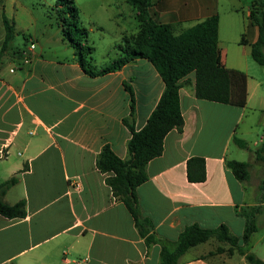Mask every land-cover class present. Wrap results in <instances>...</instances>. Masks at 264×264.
<instances>
[{"label": "crops", "instance_id": "obj_1", "mask_svg": "<svg viewBox=\"0 0 264 264\" xmlns=\"http://www.w3.org/2000/svg\"><path fill=\"white\" fill-rule=\"evenodd\" d=\"M152 4L154 18L171 24L177 35L219 17L218 64L246 74V105L200 100L194 75L181 81L183 131L166 136L162 155L148 163V180L137 188L141 213L152 225L142 236L96 163L107 145L119 158H128L132 135L124 120L137 131L146 125L165 90L162 78L147 60L89 76L63 36L60 42L58 35L47 39L30 30L24 33L13 20L17 35L22 32L25 38L22 50L32 42L36 50L28 64L4 61L0 66V184L17 178L3 200L10 205L25 201L27 212L22 219L0 215V264H161L163 244L175 243L192 225H224L241 243L245 214L264 207L259 202L262 184L255 185L253 196L251 180L238 181L227 167L234 138L249 148L247 140L259 136L253 143L256 150L264 139V70L252 62L251 46L259 39V28L250 20V1ZM4 17L0 14V51L6 36ZM113 60L99 65L93 57V64L103 68ZM125 85L134 96V117ZM194 157L205 159V182L188 181L187 165ZM262 217L263 209L256 220ZM148 236L154 238L150 243ZM219 247L229 246L211 239L191 248L179 264H249L237 252L216 253Z\"/></svg>", "mask_w": 264, "mask_h": 264}, {"label": "trees", "instance_id": "obj_2", "mask_svg": "<svg viewBox=\"0 0 264 264\" xmlns=\"http://www.w3.org/2000/svg\"><path fill=\"white\" fill-rule=\"evenodd\" d=\"M135 11L138 32L125 36L116 46L119 56L107 67L97 68L93 64L95 48L90 45L89 31L79 19V10L74 0H56V13L60 19L63 40L71 46L78 57L82 70L92 77L103 76L119 71L136 60H147L157 70L165 84V90L147 120L146 125L137 131L133 124L124 120L131 132L128 142V158H119L110 146H105L97 160V168L107 174V184L114 196L120 198L135 220L142 236H147L152 225L141 213L137 188L148 180L147 165L160 157L164 149V140L172 130L183 131L185 120L182 113L180 89L181 81L194 75L195 95L200 100L244 107L247 102V76L236 70L220 67L218 64L219 17L211 16L206 20L175 34L171 24L157 21L151 13L152 0H126ZM250 20L259 28V39L251 46L253 60L264 66V0H250ZM5 42L0 51V66L6 58L20 55L18 65L23 63V51L14 48L17 35L15 22L4 17ZM131 117L135 113V100L131 89ZM236 145L247 148L246 142L234 138ZM255 158L264 166V141L255 151ZM235 178L242 182L251 179V165L247 162L230 160L227 162ZM187 177L191 183H202L207 179L205 159L194 157L188 161ZM17 183L11 178L0 184V215L10 219H22L26 216V203L19 201L10 205L4 202L7 191ZM264 189V180L261 190ZM262 208H252L245 214L246 228L241 243L230 235L226 226L216 229H205L199 225L187 227L178 240L171 244H163L161 264H179V259L191 248L216 239L229 246L228 250L219 247L216 253L237 252L244 256L249 264H264L250 251V241L257 232L256 215ZM148 236L147 241H153ZM212 255V254H211Z\"/></svg>", "mask_w": 264, "mask_h": 264}, {"label": "rangeland", "instance_id": "obj_3", "mask_svg": "<svg viewBox=\"0 0 264 264\" xmlns=\"http://www.w3.org/2000/svg\"><path fill=\"white\" fill-rule=\"evenodd\" d=\"M74 1L79 10V19L89 31V42L95 48L93 57L96 63L99 65L109 63V59H115L113 57L118 53L115 46L122 42L123 37L138 32V22L133 7L126 0ZM2 2L4 8H0V14L4 13L8 19L14 20L24 33L30 30L36 33L38 37L44 35L47 39L55 38L58 35L59 41L63 42L59 25L60 19L56 13V0H2ZM245 3L247 2L245 1ZM24 45L25 38L21 32L14 40L16 51L22 50ZM20 55L17 54L12 58L8 57L5 61L19 63ZM252 62L256 68L264 70V66ZM259 135H261V132ZM249 139L247 140L249 148H240L233 143L227 155L231 160L247 162L252 165L251 185H248V187L254 196L255 185L262 184L264 180V166L262 162L256 161L254 157L256 148L253 143L259 139V136ZM259 202L264 203V189L259 191ZM262 209L264 211V207ZM262 218L256 221L259 232L256 234L257 237L252 239L250 247L252 253L264 259V219ZM225 246L228 247L227 244ZM228 248L225 249L228 250Z\"/></svg>", "mask_w": 264, "mask_h": 264}, {"label": "built area", "instance_id": "obj_4", "mask_svg": "<svg viewBox=\"0 0 264 264\" xmlns=\"http://www.w3.org/2000/svg\"><path fill=\"white\" fill-rule=\"evenodd\" d=\"M35 50H36V44L34 42H32V43H30L28 48L23 51V63L24 64L30 63L31 58H32ZM263 141H264V139H263ZM75 188L79 190L81 188L80 183L75 184Z\"/></svg>", "mask_w": 264, "mask_h": 264}]
</instances>
